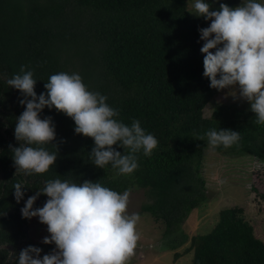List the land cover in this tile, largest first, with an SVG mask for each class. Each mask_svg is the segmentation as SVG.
<instances>
[{
    "label": "trees",
    "instance_id": "16d2710c",
    "mask_svg": "<svg viewBox=\"0 0 264 264\" xmlns=\"http://www.w3.org/2000/svg\"><path fill=\"white\" fill-rule=\"evenodd\" d=\"M187 1L192 0H0V246H7L0 247V264H6L8 247L14 250L22 243V224L28 227L29 220L17 216L18 208L57 176L77 183L96 181L121 193L130 187L144 189L149 202L140 211L162 225L161 239L173 250V261L190 252V264H264V241L253 234L240 206L219 209L204 234L187 236L182 229L189 212L206 199L200 167L208 145L195 133L211 128L240 132L239 146L215 151L264 162V123H257L250 109L226 114L218 106L204 114L219 92L203 76L200 52L204 42L198 29L211 21L196 17ZM206 2L218 9L221 3L236 7L242 0ZM72 58L89 90L107 96L123 123L139 120L158 140L151 156L138 153L139 168L133 174L120 175L110 164L95 167L89 155L94 141L76 134L74 121L55 108L41 112L42 119L51 117L55 124V164L47 173L26 178L16 172L9 145L19 146L14 129L24 111L19 103L23 96L6 79L22 65L30 67L38 97L51 75L73 73ZM46 147L54 151L51 144ZM24 180L25 195L17 203L13 185ZM46 200L40 195L33 207ZM185 242L181 251H174ZM30 245L45 254L47 246L29 237L14 254ZM10 264H15L14 257Z\"/></svg>",
    "mask_w": 264,
    "mask_h": 264
},
{
    "label": "clouds",
    "instance_id": "9594fccd",
    "mask_svg": "<svg viewBox=\"0 0 264 264\" xmlns=\"http://www.w3.org/2000/svg\"><path fill=\"white\" fill-rule=\"evenodd\" d=\"M194 15L211 21L198 29L203 46V76L209 87L217 91L232 89L235 97L250 104L257 123H264V0H242L236 7L221 3L218 9L206 0H194ZM10 88L18 90L24 111L16 118L14 136L19 146L9 145L16 172L25 177L44 174L58 157L55 124L51 117L41 118L43 109L55 108L74 121V132L94 141L89 153L95 167L111 165L120 175H131L138 168V153L151 156L158 140L146 133L139 120L126 125L119 119V110L110 106L107 96L90 91L78 73L58 72L44 84L38 97L34 70L22 65L19 72L6 79ZM210 107V106H209ZM197 140L207 139L215 150L220 146H239L241 133L231 129L211 128L194 134ZM63 143V141H61ZM51 144L54 151L48 150ZM118 145L127 152L121 153ZM27 181L13 185L19 203L25 195ZM40 195L47 197L40 208H34ZM131 189L117 192L96 181L75 182L71 178L46 180L42 189L28 197L21 216L38 218L47 226L48 236L42 243L55 248L41 256L42 249L27 246L15 264H129L135 255L141 233L137 225L139 213L128 212Z\"/></svg>",
    "mask_w": 264,
    "mask_h": 264
},
{
    "label": "rangeland",
    "instance_id": "374dc122",
    "mask_svg": "<svg viewBox=\"0 0 264 264\" xmlns=\"http://www.w3.org/2000/svg\"><path fill=\"white\" fill-rule=\"evenodd\" d=\"M193 1H187V8H192ZM74 58L72 62L76 65H72L73 73H78L79 65ZM232 91L224 89L215 94L204 114L209 115L218 106L226 114L234 110H249L250 104L239 98L238 92L234 97ZM200 176L204 180L206 199L192 209L182 223L187 236L208 232L219 209L237 205L250 219L253 234L264 241V162L252 156L228 155L207 147L202 152ZM127 189H131L129 214L135 212L141 216L137 225L141 239L129 264H190V252L180 254L173 261V250L167 249L161 239L162 225L154 222L148 213L140 211V205L149 202L145 190L137 187ZM27 232L31 240L40 243L49 235L47 226L36 217L29 220ZM44 246H47L45 254L55 248L54 244ZM184 246L186 242L174 251H181Z\"/></svg>",
    "mask_w": 264,
    "mask_h": 264
},
{
    "label": "water",
    "instance_id": "95a60500",
    "mask_svg": "<svg viewBox=\"0 0 264 264\" xmlns=\"http://www.w3.org/2000/svg\"><path fill=\"white\" fill-rule=\"evenodd\" d=\"M24 177H25V176H24ZM25 178H26V177H25ZM25 202H26V201H25ZM25 202H23V203L20 205V207L18 208V210H17V212H16L17 216H19V215L21 214V209L24 207ZM22 228H23V233H24L23 241H22V243H21L16 249L21 248V247L23 246L24 242H25V241L27 240V238H28V232H27V227H26V225H25V224H22ZM0 247L4 248V247H7V246H5V245H1ZM8 248H9V254H8V256H7L6 264H10V262H11V260H12V258H13V257H10V253H15V252H16V249L12 250L10 247H8Z\"/></svg>",
    "mask_w": 264,
    "mask_h": 264
}]
</instances>
